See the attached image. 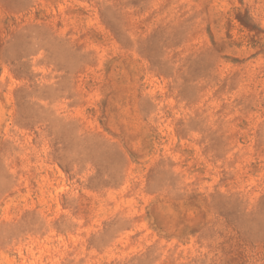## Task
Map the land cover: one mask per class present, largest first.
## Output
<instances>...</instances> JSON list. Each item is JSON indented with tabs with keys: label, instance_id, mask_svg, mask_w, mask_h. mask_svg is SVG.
I'll use <instances>...</instances> for the list:
<instances>
[{
	"label": "rangeland",
	"instance_id": "rangeland-1",
	"mask_svg": "<svg viewBox=\"0 0 264 264\" xmlns=\"http://www.w3.org/2000/svg\"><path fill=\"white\" fill-rule=\"evenodd\" d=\"M0 264H264V0H0Z\"/></svg>",
	"mask_w": 264,
	"mask_h": 264
}]
</instances>
